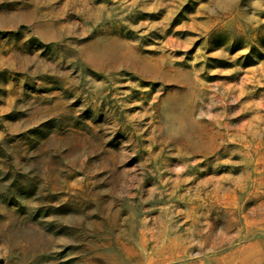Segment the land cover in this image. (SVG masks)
Segmentation results:
<instances>
[{
    "label": "rangeland",
    "instance_id": "1",
    "mask_svg": "<svg viewBox=\"0 0 264 264\" xmlns=\"http://www.w3.org/2000/svg\"><path fill=\"white\" fill-rule=\"evenodd\" d=\"M0 264H264V0H0Z\"/></svg>",
    "mask_w": 264,
    "mask_h": 264
}]
</instances>
